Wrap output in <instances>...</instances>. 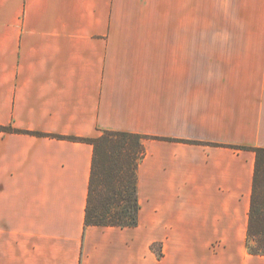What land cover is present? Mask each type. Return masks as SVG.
Segmentation results:
<instances>
[{"label": "crops", "instance_id": "1", "mask_svg": "<svg viewBox=\"0 0 264 264\" xmlns=\"http://www.w3.org/2000/svg\"><path fill=\"white\" fill-rule=\"evenodd\" d=\"M0 126V264H264V0H0ZM107 131L146 137L136 227L85 224Z\"/></svg>", "mask_w": 264, "mask_h": 264}, {"label": "trees", "instance_id": "2", "mask_svg": "<svg viewBox=\"0 0 264 264\" xmlns=\"http://www.w3.org/2000/svg\"><path fill=\"white\" fill-rule=\"evenodd\" d=\"M10 132L11 128L0 126V134ZM145 139L137 134L110 131L94 139H82L94 147L86 226L131 228L138 225L137 170L146 154ZM253 151L256 162L247 248L250 254L264 256V149Z\"/></svg>", "mask_w": 264, "mask_h": 264}, {"label": "rangeland", "instance_id": "3", "mask_svg": "<svg viewBox=\"0 0 264 264\" xmlns=\"http://www.w3.org/2000/svg\"><path fill=\"white\" fill-rule=\"evenodd\" d=\"M210 21V20H208ZM203 37L204 38H227V37H242V32H232V31H225V30H220V31H214V29H204L203 31ZM246 37V36H245ZM253 37V36H250ZM252 244L255 245L254 242Z\"/></svg>", "mask_w": 264, "mask_h": 264}]
</instances>
